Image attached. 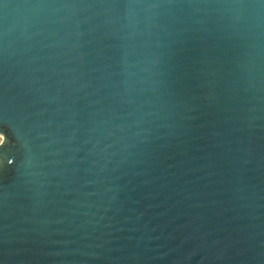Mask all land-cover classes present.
<instances>
[{
  "label": "water",
  "instance_id": "95a60500",
  "mask_svg": "<svg viewBox=\"0 0 264 264\" xmlns=\"http://www.w3.org/2000/svg\"><path fill=\"white\" fill-rule=\"evenodd\" d=\"M0 264H264V0H0Z\"/></svg>",
  "mask_w": 264,
  "mask_h": 264
},
{
  "label": "rangeland",
  "instance_id": "374dc122",
  "mask_svg": "<svg viewBox=\"0 0 264 264\" xmlns=\"http://www.w3.org/2000/svg\"><path fill=\"white\" fill-rule=\"evenodd\" d=\"M2 141V136L0 135V142Z\"/></svg>",
  "mask_w": 264,
  "mask_h": 264
}]
</instances>
